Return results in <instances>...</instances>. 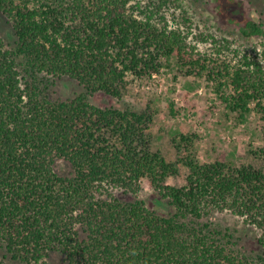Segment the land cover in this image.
<instances>
[{
  "label": "trees",
  "instance_id": "16d2710c",
  "mask_svg": "<svg viewBox=\"0 0 264 264\" xmlns=\"http://www.w3.org/2000/svg\"><path fill=\"white\" fill-rule=\"evenodd\" d=\"M132 1L0 0L16 36L12 50L0 40L5 254L26 263L59 252L68 264H260L233 246L227 230L201 219L211 209L229 210L258 230L264 246V146L249 150L253 162L201 161L198 136L176 131L175 157L168 158L153 147L151 110L102 107L89 96L121 98L130 82L175 64L187 75L205 74L240 122L254 111L264 132V64L247 55L233 62L197 54L183 30L161 26L152 11L138 15ZM216 1L243 37L264 36V22L248 17L242 2ZM41 73L68 76L85 91L50 98L36 85ZM167 106L179 113L174 102ZM58 160L69 165L67 173L57 170ZM181 167L183 181L174 184ZM145 178L157 195L153 207L97 195L104 186L137 194ZM162 200L172 213L159 210Z\"/></svg>",
  "mask_w": 264,
  "mask_h": 264
},
{
  "label": "rangeland",
  "instance_id": "374dc122",
  "mask_svg": "<svg viewBox=\"0 0 264 264\" xmlns=\"http://www.w3.org/2000/svg\"><path fill=\"white\" fill-rule=\"evenodd\" d=\"M133 0L135 11L150 13L152 19L161 26L165 23L171 28L183 30L186 43L197 54H207L212 58H225L238 62L243 55L258 57L264 64V36L243 37L236 24H229L219 10L216 0ZM223 1V0H222ZM243 3L245 14L257 22H264V0H235ZM227 3V2H226ZM161 5V10H157ZM0 40L6 49H15L16 36L11 23L0 11ZM23 58L17 57L22 63ZM23 65L19 64L22 75L26 76ZM185 68L172 65L164 67L160 73L139 82H130L121 98H115L97 91L89 96L96 105L114 106L121 109L143 110L148 108L154 113L150 126L153 135L154 149H161L168 158L175 157L171 147V136L176 131L193 132L198 136L196 141L197 157L201 161H212L221 158L235 164L253 162L251 148L264 146V132L259 116L251 111L246 120L240 122L236 112H231L221 100L216 85L205 74L187 75ZM36 85L50 98H71L85 91L76 80L68 77H56L41 73L37 75ZM174 102V109L179 113L173 115L167 106ZM69 165L62 160L57 161V170L61 173L69 171ZM185 169L172 177L170 181L180 184ZM97 195L102 198L111 196L124 200L143 199L147 206L153 207L157 195L149 186L148 180L142 179L141 189L137 194L123 193L118 187H100ZM159 203V210L172 213V207ZM220 230L231 234L233 246L243 254L264 264V246L258 242L259 232L245 217L231 213L229 210L211 209L201 219ZM6 264H68L64 255L51 252L39 263H26L10 258L0 241V258Z\"/></svg>",
  "mask_w": 264,
  "mask_h": 264
}]
</instances>
